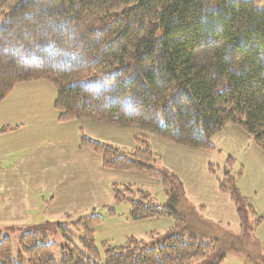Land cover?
Instances as JSON below:
<instances>
[{"label": "trees", "instance_id": "obj_1", "mask_svg": "<svg viewBox=\"0 0 264 264\" xmlns=\"http://www.w3.org/2000/svg\"><path fill=\"white\" fill-rule=\"evenodd\" d=\"M39 80L54 85L60 122L139 128L199 150H212V137L235 125L264 153V7L253 0H0V101ZM137 140L128 152L85 137L80 147L99 154L105 169L158 178L165 205L129 186L114 188V199L128 193L134 221L171 216V229L150 246L129 238L101 259L97 215L34 226L19 239L18 261L0 236V264H56L52 232L64 241L60 264H221L229 251L264 264L254 238L259 219L232 181L218 188L234 203L240 233L220 244L184 238L182 183L154 168L147 138Z\"/></svg>", "mask_w": 264, "mask_h": 264}, {"label": "rangeland", "instance_id": "obj_2", "mask_svg": "<svg viewBox=\"0 0 264 264\" xmlns=\"http://www.w3.org/2000/svg\"><path fill=\"white\" fill-rule=\"evenodd\" d=\"M253 1L264 7V0ZM56 94L51 82L39 80L17 84L0 101V236L10 239L14 260L21 255L20 237L34 226H70L97 215L101 221L93 240L101 259L105 250L121 247L129 238L150 246L174 226L171 216L134 221L131 195L123 192V199L116 201L114 188L142 190L155 204L165 205L160 180L103 168L99 154L80 147L83 137L123 152L139 147L137 138L146 137L155 155L152 166L167 169L182 183L185 203L176 210L186 219L184 238L220 244L227 234L240 233L234 203L218 188L219 182L232 181L259 219L254 238L264 246V153L240 127L226 125L212 137V150L191 149L139 128L60 122ZM79 237L75 233L77 246ZM49 243L56 246L53 260L60 264L61 235L52 232ZM221 264L256 263L229 251Z\"/></svg>", "mask_w": 264, "mask_h": 264}]
</instances>
